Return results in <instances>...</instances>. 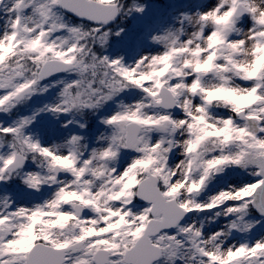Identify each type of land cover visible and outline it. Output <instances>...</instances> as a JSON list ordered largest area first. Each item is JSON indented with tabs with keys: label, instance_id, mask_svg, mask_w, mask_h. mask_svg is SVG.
Masks as SVG:
<instances>
[{
	"label": "snow or ice",
	"instance_id": "6c2138e0",
	"mask_svg": "<svg viewBox=\"0 0 264 264\" xmlns=\"http://www.w3.org/2000/svg\"><path fill=\"white\" fill-rule=\"evenodd\" d=\"M0 7V184L30 190L0 195V264H264V0L185 14L133 63L105 26L142 6ZM106 106L97 146L34 127Z\"/></svg>",
	"mask_w": 264,
	"mask_h": 264
},
{
	"label": "rangeland",
	"instance_id": "374dc122",
	"mask_svg": "<svg viewBox=\"0 0 264 264\" xmlns=\"http://www.w3.org/2000/svg\"><path fill=\"white\" fill-rule=\"evenodd\" d=\"M168 2L166 5H160L155 1H146L143 3H134L136 6H142V11H135L134 14L129 15V25L126 28L128 32L121 31L119 35L115 34V41L108 46V41L104 46V53L106 55L116 57L120 56L126 63H133L142 55L155 54L162 50V44L158 41H154L153 37L162 35L168 30H175L181 27V20L185 14L194 15L197 11L206 10L208 7L215 4L216 0H165ZM7 2V0H5ZM133 4L130 5V7ZM3 15V7H0V17ZM154 17V18H153ZM137 25L142 28V32L131 31L133 25ZM120 29L114 30L115 33ZM190 30V29H189ZM55 90H50L42 96H34L29 102L26 112L31 111L35 107H39L46 101H52ZM111 106H106L99 113L94 115V124L92 130L89 132L93 134L92 139L87 140L89 147L97 146V137L105 132V125L101 123L100 116H103ZM22 112V113H26ZM68 114H60L59 116H53L51 113H40L37 120L34 123V127L40 128L46 126L55 132V138L60 139L69 131L76 133L83 132L84 129H80L77 124L69 125L68 129L62 127L64 121L73 119L68 117ZM67 117V118H64ZM2 118V114H0ZM75 119V118H74ZM84 122V120H77ZM46 142H51L52 137L45 135ZM25 188L4 189L0 184V195L8 194L11 198L15 199L20 193L27 192ZM50 190L47 186L41 189V192L36 195V201L39 202ZM23 202V201H21ZM211 227V225L209 226Z\"/></svg>",
	"mask_w": 264,
	"mask_h": 264
}]
</instances>
